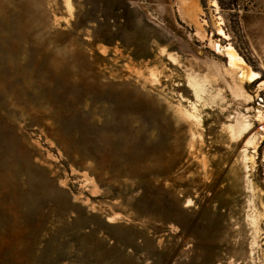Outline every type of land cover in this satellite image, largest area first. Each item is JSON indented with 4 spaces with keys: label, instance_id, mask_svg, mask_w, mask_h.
I'll return each mask as SVG.
<instances>
[{
    "label": "rangeland",
    "instance_id": "obj_1",
    "mask_svg": "<svg viewBox=\"0 0 264 264\" xmlns=\"http://www.w3.org/2000/svg\"><path fill=\"white\" fill-rule=\"evenodd\" d=\"M183 1L0 0V264H262L264 0Z\"/></svg>",
    "mask_w": 264,
    "mask_h": 264
},
{
    "label": "bare ground",
    "instance_id": "obj_2",
    "mask_svg": "<svg viewBox=\"0 0 264 264\" xmlns=\"http://www.w3.org/2000/svg\"><path fill=\"white\" fill-rule=\"evenodd\" d=\"M211 2H212L211 7H214L216 14H217L219 11L218 1L212 0ZM199 12H201V10H199ZM193 16L196 19L197 14L195 13ZM183 19L187 21V19L184 16H183ZM198 24L202 29H204L207 23L204 22L203 24H201L200 22H198ZM213 25L215 27V35L218 37V40L215 43V47H216L217 53L221 54L227 60L226 62L227 69H228L227 72L229 74H232L231 80L234 82L235 77L233 75H237V79L240 85L239 88L241 91L245 90V85H251V84H257V87L260 90L259 92L263 91L264 90V80L261 77V73L252 70L251 67L244 60V58L241 56V54L238 52V50L235 48V46H233V44L231 43V40H232L231 36L229 35V33L227 32L225 28V23L223 19L220 16H217V21H215ZM252 100H253L252 97H249V101L252 102ZM251 125L252 124L250 122L245 121V120L237 121L235 125H230L229 134L231 135L233 139L242 141L241 139L251 129ZM247 145L252 147L256 151L257 144L255 143L254 139L248 140ZM240 248L242 250L245 249L244 241L243 242L241 241ZM241 255L242 257L246 256V252H243ZM250 263L257 264L255 257L251 258ZM262 264H264V260L262 261Z\"/></svg>",
    "mask_w": 264,
    "mask_h": 264
}]
</instances>
